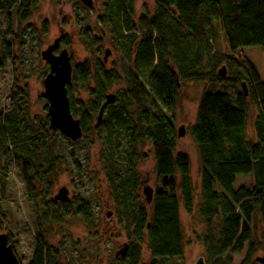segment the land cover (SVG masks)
<instances>
[{"label":"trees","instance_id":"1","mask_svg":"<svg viewBox=\"0 0 264 264\" xmlns=\"http://www.w3.org/2000/svg\"><path fill=\"white\" fill-rule=\"evenodd\" d=\"M37 1L0 0V12L7 13L16 5L18 23H26ZM61 1L52 0L55 5ZM152 1V15L135 18L133 0H101L102 15L97 19L99 25L107 26L113 50L130 63L125 89L104 108L99 127L93 128L116 225L128 241L125 257H114V264H140L143 247L148 252L147 264L182 256L178 193L190 216L193 191L188 158L174 153L177 137L168 114L175 110L180 84L204 82L240 85L242 91L234 98L203 94L190 129L200 161L199 217L206 228L204 260L197 264H227L229 257L241 254L244 244L247 251L240 264H255L250 241L254 214L259 215L264 229V78L240 52L249 47L264 51V0ZM216 27L223 34L228 55L210 52L209 71L203 72L208 56L205 47L209 48L208 38ZM78 38L85 49L95 48L99 53L101 40L88 28L81 29ZM66 39L60 38L59 46H65ZM218 67L225 68V78L217 77ZM120 81L118 74L100 63L93 73L86 62L72 66L66 91L70 113L80 123L81 138L87 136L107 91ZM80 92L86 95L84 101L73 98ZM11 99L8 110L0 112V158L21 164L28 202L34 212L39 202L44 208L36 223L37 245L30 264H57L56 251L46 248L39 234L41 224L59 225L67 217H76L91 229L93 207L86 197L63 203L50 200L49 178L56 174L58 158L53 156L55 144L48 140L58 133L50 130L48 117L37 125L26 117L24 92L18 91ZM248 99L257 108L253 143L245 138ZM72 144L67 140V145ZM146 145L151 148L156 178L169 180L153 194L150 205L138 193ZM81 173L75 166L74 176L80 179ZM238 175L251 176L252 186L234 190Z\"/></svg>","mask_w":264,"mask_h":264},{"label":"rangeland","instance_id":"2","mask_svg":"<svg viewBox=\"0 0 264 264\" xmlns=\"http://www.w3.org/2000/svg\"><path fill=\"white\" fill-rule=\"evenodd\" d=\"M91 8L83 6L79 0H62L55 5L52 0H38L29 20L19 24L17 21V6H13L7 13L0 12V112L8 110L12 95L18 91L25 94L26 117L37 125L47 118V102L43 97L42 81L48 67L40 58V53L57 38H67L65 46H58L55 54L65 49L70 57L72 66L88 63L93 73L95 65L102 64L106 70H113L120 77L117 85L111 86L107 94L116 95L125 89V74L130 69L128 59L121 52L115 51L110 42L107 26L98 24V17L102 15L101 0H92ZM135 18L141 14L151 16L154 9L152 0H133ZM88 28L90 33L101 40L99 53L95 48L85 49L78 38V32ZM211 43L205 47L208 56L204 58L203 72L209 71L208 62L211 56L228 55L223 34L216 27ZM110 50L111 55L105 63L102 62L104 50ZM215 51V52H214ZM214 52V53H213ZM247 58L261 78H264V51L258 47L243 48L240 52ZM221 67L217 68L219 71ZM239 73V72H238ZM245 83V80L241 81ZM246 90V87L244 86ZM242 91L240 85H223L215 83L180 84L175 110L170 116L174 133L182 126L184 136L177 138L174 145L175 154H184L189 161V174L193 191V211L190 216L185 214L180 195L179 220L183 241L182 256L176 259H159L160 264H197L204 260L202 237L206 228L199 217L200 161L196 146L190 136V129L195 123L198 102L203 94L229 95L234 98ZM247 95V94H246ZM74 99L84 101L83 92L73 95ZM257 115L255 104L248 99L245 138L254 142L253 122ZM95 118H92L89 132L71 146L59 134L52 136L55 144L58 167L56 174L49 178L51 183L50 200L57 191L65 188L68 192L67 200L72 202L78 197H86L93 207L94 226L88 229L80 219L67 217L59 225L41 224L39 234L46 248L57 253V264H114V254L128 241L125 233L116 225L115 208L109 198L108 189L101 167L98 163L99 144L97 132L93 131ZM145 161L140 165V180L142 186H149L153 194L163 189L168 179H157L154 170V159L149 145L143 149ZM21 164L16 160L0 158V235L5 234L19 264H30L36 248V223L43 215V205L37 203V212L28 202L21 177ZM79 169L83 174L76 178L73 170ZM175 182L178 180L175 177ZM251 176L235 177L234 190L252 186ZM138 193L142 195L141 187ZM56 202V201H54ZM59 204V203H58ZM110 213V217L106 214ZM250 241L254 246L253 262L256 258H264L262 252L264 229L259 215L253 216L250 225ZM247 251V244L243 245L240 255L229 257L227 264H240ZM148 252L142 248L140 264L148 263Z\"/></svg>","mask_w":264,"mask_h":264},{"label":"water","instance_id":"3","mask_svg":"<svg viewBox=\"0 0 264 264\" xmlns=\"http://www.w3.org/2000/svg\"><path fill=\"white\" fill-rule=\"evenodd\" d=\"M79 2L86 8H91L93 5L92 0H79ZM59 41L60 38L55 39L51 45L47 46V48L40 53L41 60H43L48 67V72L42 81L43 97L47 102V117L50 130L57 132L64 139L75 143L81 138L82 131L79 120L75 119L70 113L66 91V86L71 81L72 64L65 49H62L55 54V51L59 46ZM110 55V50H104L102 62L105 63ZM225 76V68L221 67L217 72V77L225 78ZM114 99L115 95L113 94H107L105 96L104 103L99 109L93 128L96 129L99 127L104 108L112 105ZM183 136L184 128L180 126L177 129L176 137L182 138ZM141 190L145 203L150 205L153 198L152 189L149 186H142ZM67 196V190L61 188L57 191L53 200L63 203L67 200ZM110 216V213L106 214V217ZM127 250L128 247L125 244L114 254V257L121 259L124 258ZM255 261L264 264V259L256 258ZM0 264H19L5 234L0 235Z\"/></svg>","mask_w":264,"mask_h":264},{"label":"crops","instance_id":"4","mask_svg":"<svg viewBox=\"0 0 264 264\" xmlns=\"http://www.w3.org/2000/svg\"><path fill=\"white\" fill-rule=\"evenodd\" d=\"M242 52V51H241Z\"/></svg>","mask_w":264,"mask_h":264}]
</instances>
